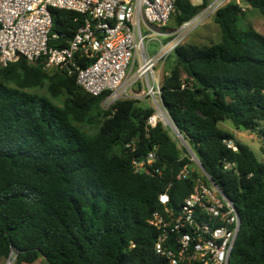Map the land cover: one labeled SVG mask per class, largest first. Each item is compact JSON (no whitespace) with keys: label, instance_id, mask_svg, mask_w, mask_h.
<instances>
[{"label":"trees","instance_id":"trees-1","mask_svg":"<svg viewBox=\"0 0 264 264\" xmlns=\"http://www.w3.org/2000/svg\"><path fill=\"white\" fill-rule=\"evenodd\" d=\"M210 4L177 0L172 19L180 27ZM243 5L264 17V0L219 9L214 21L221 42L179 46L161 98L211 180L239 211L230 264H264V35L241 27ZM51 15L49 46L65 49L84 17L60 9ZM77 63L90 65L81 56ZM42 87L52 99L65 98L64 105L26 91ZM102 101L78 85L76 71H47L42 62L25 59L0 68V260L14 254V264L40 258L48 264H166L156 254L157 232L149 220L170 183L174 207L190 195L192 181L176 179L190 161L161 123L147 131L151 107L123 100L104 111ZM225 121L258 134L263 162L219 128ZM80 126L99 130L89 136ZM133 140L131 152L125 145ZM155 147L162 177L134 173L133 159Z\"/></svg>","mask_w":264,"mask_h":264},{"label":"built area","instance_id":"built-area-1","mask_svg":"<svg viewBox=\"0 0 264 264\" xmlns=\"http://www.w3.org/2000/svg\"><path fill=\"white\" fill-rule=\"evenodd\" d=\"M176 2L0 0V68L25 59L29 63L42 62L47 71H76L78 85L93 97L103 96L102 104L107 109L118 101L148 100L154 113L147 121V131L161 123L180 138L163 105L162 81L156 67L184 44L197 27L232 0H214L193 19L167 30ZM51 9L72 11L84 17L83 26L65 49L49 46L53 27ZM151 40H156L160 46L153 56L148 53ZM77 56L90 65L81 68ZM136 146L137 141L133 140L125 148L134 152ZM228 147L237 151L232 141L228 142ZM158 151L155 147L142 160L133 159L134 173L162 177ZM185 158L190 162L178 172L176 179L192 181L190 195L174 207L170 183L159 197L161 209L149 220L157 232L156 254L163 257L166 264H230L241 231L240 214L233 202L210 183L193 155L189 153ZM231 167L227 164L225 168Z\"/></svg>","mask_w":264,"mask_h":264},{"label":"rangeland","instance_id":"rangeland-1","mask_svg":"<svg viewBox=\"0 0 264 264\" xmlns=\"http://www.w3.org/2000/svg\"><path fill=\"white\" fill-rule=\"evenodd\" d=\"M191 1L194 5H200V3H202V0H191ZM232 1L239 2L240 0H232ZM243 8L245 10V15L242 18L241 27L246 30L254 29L260 34L264 35V17L260 14L259 11L254 10L252 8H248V6L246 5H243ZM169 28H178L174 18L171 19V22L168 24L167 29L169 30ZM163 31H166V30H163ZM154 32L155 31H152L151 33L153 34L154 37H157ZM221 38H222L221 30L214 21V15H212L202 26L197 27V29L185 39L184 44L187 43V44L197 45L199 47H208V46L220 43ZM155 41L156 40H151L150 42L152 44L151 47H152L153 53L157 54L160 50V46ZM175 64H176V61L174 60V58H172V54H171L166 60L159 62V64L156 67L157 75L159 76L160 71L163 66L164 68L170 71L175 66ZM51 70L52 69H49L48 71H51ZM163 75H165V73H163ZM13 86L17 87L15 84ZM26 91L29 93L35 94V95H41V96H46V97L51 98L47 93L46 87L36 88V89H27ZM52 100L55 104L59 106H63L65 98H62L60 100H55V99H52ZM140 104L141 106L151 107L150 101L148 100H146V102H140ZM101 108L104 111L109 110L106 107H104L103 104H101ZM219 128L222 131L228 132L231 134H237L236 131L238 130L237 128H235L233 123L230 121L221 122L219 124ZM80 129L89 136H94L99 130L98 128H90V127H84V126H80ZM167 130L169 131V134L171 135L173 140L177 143V146L179 150L181 151L182 157H185L186 155H188L189 154L188 151L183 147V144H182L184 142H182V140L178 138L169 128ZM236 136H238L239 140H241L243 144H246L247 146L250 147V149L252 150L256 159L259 162H263V154L261 150L262 144H261V140L258 137L257 133H251L248 131L240 130V134ZM186 143H184L185 146H186ZM13 260L15 262L14 254H12L11 257L8 258L7 260H0V264H14ZM34 264H48V263L43 258H40Z\"/></svg>","mask_w":264,"mask_h":264},{"label":"water","instance_id":"water-1","mask_svg":"<svg viewBox=\"0 0 264 264\" xmlns=\"http://www.w3.org/2000/svg\"><path fill=\"white\" fill-rule=\"evenodd\" d=\"M171 124L174 126V124H173V122L171 121ZM174 128H175V126H174ZM176 133H177V135L180 137V139L184 142V143H186V141L183 139V137H182V135L179 133V131L178 130H176ZM186 148H187V151L191 154V155H193V157L196 159V161H197V163H198V165L200 166V168H201V170L204 172V174L206 175V177L209 179V181H210V183L215 187V188H217L220 192H221V194H222V196L224 197V198H226L228 201H230V202H232L231 201V199L219 188V186L213 181V180H211V178L209 177V175L207 174V172H206V170H205V168L202 166V164H201V162L199 161V159L197 158V156H196V154L192 151V149L190 148V146L189 145H187V143H186ZM236 210H237V208H236ZM238 211V210H237ZM239 212V211H238ZM11 257V256H10ZM9 257V258H10Z\"/></svg>","mask_w":264,"mask_h":264},{"label":"crops","instance_id":"crops-1","mask_svg":"<svg viewBox=\"0 0 264 264\" xmlns=\"http://www.w3.org/2000/svg\"><path fill=\"white\" fill-rule=\"evenodd\" d=\"M214 0H211V3L213 2ZM202 3H200V5H201ZM175 28H169V30H174ZM168 30V29H167ZM155 31H157L156 29H155ZM167 40H165V42H166ZM151 43L149 44V47H148V53H149V55H151V56H153V55H155L154 53H153V50H152V47H151ZM172 58H174L173 56H172ZM174 60H175V58H174ZM163 70V71H162ZM170 71L168 70V69H166V68H164V66L162 67V69H161V71H160V74H159V78L161 79V81H162V78L164 77V76H166L168 73H169ZM163 73H165V75H163ZM162 75H163V77H162ZM237 132V134H233L234 135V137H235V139L237 140V141H239V142H241V140H239V138H238V136H236V135H239L240 134V130H237L236 131ZM235 132V133H236Z\"/></svg>","mask_w":264,"mask_h":264}]
</instances>
